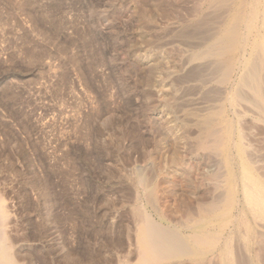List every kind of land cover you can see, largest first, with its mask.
<instances>
[{
	"label": "rangeland",
	"instance_id": "obj_1",
	"mask_svg": "<svg viewBox=\"0 0 264 264\" xmlns=\"http://www.w3.org/2000/svg\"><path fill=\"white\" fill-rule=\"evenodd\" d=\"M205 3L0 0V231L19 264H137V208L189 250L192 236L211 234L238 245V264H264V221L251 218L242 189L249 175L264 198V121L240 85L264 53L249 38L227 83L216 84L228 64L192 59L225 13L213 18ZM216 110L229 125L225 156L209 137L222 131L209 120ZM229 173L231 220L193 223L223 206ZM238 219L262 245L244 243ZM216 258L217 247L164 264Z\"/></svg>",
	"mask_w": 264,
	"mask_h": 264
},
{
	"label": "bare ground",
	"instance_id": "obj_2",
	"mask_svg": "<svg viewBox=\"0 0 264 264\" xmlns=\"http://www.w3.org/2000/svg\"><path fill=\"white\" fill-rule=\"evenodd\" d=\"M205 4L207 6V10L209 9L211 11V14L215 15V16L212 15L213 18H216L217 14L219 15V13H221V11H223V10L225 11V13H224L222 18L221 17L219 18L221 20L218 19V21H220V22H218L219 25L217 27V30H216L215 35L213 37V40L210 41L211 43H209V45L207 44L208 46L201 49L200 51H197L196 53H194V55L192 56L193 57L192 59L194 60V62H195V60H197V62L199 61L200 63H201V61L205 62V63L208 61H212V62L213 61L214 62L215 61H220V62L223 61L224 62L222 64L223 67L225 64L226 65L228 64L227 65L228 67L225 66L226 69L225 70L222 69L223 71L219 73L220 75H218V78H217L218 81L216 84L219 85L221 83L223 85V84L227 83V81L229 79V76L231 73L230 71H232L231 64L233 63V61L237 60L241 51L248 44L249 38L251 39L250 42L252 43V45H251L252 48L256 50L255 52L261 50L264 53V0H206ZM198 9H197V11H198ZM202 12L200 11V13H202ZM205 18H207V17L205 16ZM215 20L217 21V19H215ZM206 25H208V24H206ZM210 25H212V24H210ZM260 28L262 29V31L260 30ZM257 55H259V54H257ZM258 57L260 58V56H258ZM252 59L254 61L256 60V58H254V57ZM253 60H251V61H253ZM256 62L257 61L251 62L247 65L248 68L246 71H248V72L245 73L246 75L241 76L242 78H240V85L248 88L249 91H251L258 98L259 104H260V106L258 105L260 107V109H258V110H261L260 111V112H262L261 117L264 121V79L259 76V71L260 72L262 71V67L264 65V62L260 63V64H258ZM245 64H246V62H245ZM260 75H261V73H260ZM234 91H237V90H234ZM241 93H242V91H241ZM244 95L242 94V96H244ZM234 96H235V94H234ZM234 96H232V97H234ZM245 96H247V95H245ZM251 96H252V94H251ZM255 96H253V97H255ZM237 97H238V99H241V96L239 97L236 95V98ZM248 101L249 100H247V102ZM235 102H238V101H235ZM253 102H254V100H253ZM255 108H257V107H255ZM211 114H212V116L208 115L209 120L213 121L214 119H212V118H215V120L218 118L219 121L221 122L222 131H218V132H220V134H218V135L215 134L216 135L215 139H214V137H211L212 133H211V135H209L210 134L209 131H212L211 128L210 129L208 128L209 131H205V132H209L208 135L210 138H212L211 140H213V144H212L213 149H215L216 151L221 153L222 156H225L226 155L225 151H226L227 139L229 137V125L224 118V112L223 111L216 110L214 113L212 112ZM206 120H204V121H206ZM210 121L207 120V123ZM201 123H202V120H201ZM208 126H210V125L207 124L206 128ZM218 129H216V130H218ZM204 135H205V133H204ZM213 135H214V133H213ZM204 137H202V138H204ZM241 137H242V133H241ZM206 138H207V135H206ZM199 143H203V142L201 141ZM210 143L211 142H209L208 144H210ZM207 146L208 145H206V147ZM191 147H193V146H191ZM207 148H209V147H207ZM213 149L211 148V150H213ZM200 150H202V149H200ZM205 150H208V149H205ZM209 150H210V148H209ZM207 158H208V156H207ZM246 158L248 159V156ZM248 160L250 161V159H248ZM251 164H252V162H251ZM255 168H256V166H255ZM255 170H257V168ZM258 175H259V173H258ZM212 176H213V174H212ZM232 177H233L232 174L229 173L227 175L226 182L224 181L226 183V185H225L226 194L224 197L223 206L217 207L216 204H214V205H210L208 207L206 206L207 208H205L204 210L202 209L203 211L200 209L201 210V212H199L200 214L197 213L198 216L200 217V219H198L196 222H194V220H192L193 223L197 224V223H201L199 221H202V223L205 221H208L213 217V214H215V213H219L220 218L223 220H226V219L231 220L228 218L229 217L231 218L230 204L233 200V189H234V185H235V182H233L231 180V179H234ZM248 180H250L252 183L246 184L244 186V188H242L244 190V200H245V206L247 208V212L249 213V215L251 216V218L253 220H256L255 223H257L258 221L260 222V220L264 221V198H263L262 194L260 195V188H259L258 181L253 180L249 175H247L245 181H248ZM262 180H264V179H262ZM213 182H214V180H213ZM153 192L154 191L151 190V191H149V193L147 192L148 194L146 193L147 194V196H146L147 204L151 205V207L155 206L154 205L155 201H154ZM217 202H219V201H217ZM0 204H1V202H0ZM1 206H2V204L0 205V207ZM154 208H156V207H154ZM154 208H152V209H154ZM233 211H235V210H233ZM161 212H162V210H161ZM189 214H187V215H189ZM133 215H134L135 219L138 221V225H136V227L138 226V229H137V231L135 230V232H137V236H136V239H137L136 251L138 254L137 264H164L166 261L171 260V259H175V258H185V257H188V258H197L198 257V258H200L201 255L203 254V252H205L207 250L209 251V249H213L216 247L218 248V258H216V259H218L221 264H238V262H240L241 260H244L242 257L243 254L240 256L242 259L240 260V258H239V255L241 254L242 250L239 251V248H236L238 245H236V247H235V245H233L234 243L233 244L230 243L231 241H229V240H231V239H229V240L227 239L228 242H226L227 240L224 241L223 239L217 238L216 236L211 235V234H204L203 237H201V236L199 237V236L194 235L191 238V242L193 243V245L197 249H192V250L190 249L189 250V248L186 247V245L183 243V241L179 238L178 234L174 230L161 227L160 224H157L153 219L149 218L148 214L146 215L143 211H141L138 208H137V210L136 209L134 210ZM187 215H186V217H187ZM168 217H169V215H168ZM193 217L191 216L190 219H192ZM241 217L244 218V216H241ZM185 219H187V218H185ZM188 219H189V217H188ZM232 220H234V219H232ZM245 221H247V219H245ZM240 222H242V219H241V221L239 220V222H237V224H236V232L238 233V231L242 230V228L244 229L245 233L244 232L241 233V235H243V233L245 235V237L243 235L244 240H243V238H241L244 241V243H247L249 245L250 244H252V245H260L261 244L262 245V243L260 242L261 239H259V236L257 235V233L255 231V228L253 229L252 227H248L246 229V228H244V226H245L244 224H247V222L246 223L243 222L244 224H241ZM238 223H240V224H238ZM261 223H263V222H261ZM258 224L260 225V223H257V226H258ZM241 225H243V226H241ZM195 227H196V225H195ZM245 227H247V225ZM239 242L241 243V241H239ZM239 242H237V243L239 244ZM8 243H10V241ZM8 243H7V238L4 237V234L0 231V264H19L17 262L18 259H15V257H16L15 254H14V256H15L14 257L10 253L11 247ZM254 248H255V246H254ZM256 248H258V246ZM240 249H242V245H241ZM247 249H248V247H247ZM261 250L263 251V249H261ZM215 255H217V252ZM258 256H260V253ZM127 261L128 260H126V264H127ZM195 262H194V264H197ZM118 264H121V263H118ZM239 264H242V262Z\"/></svg>",
	"mask_w": 264,
	"mask_h": 264
}]
</instances>
